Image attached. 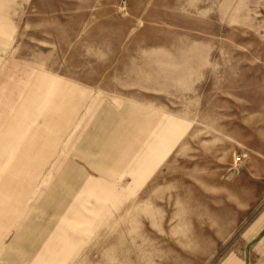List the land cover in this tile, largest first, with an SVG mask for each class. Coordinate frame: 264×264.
I'll use <instances>...</instances> for the list:
<instances>
[{
	"label": "rangeland",
	"instance_id": "374dc122",
	"mask_svg": "<svg viewBox=\"0 0 264 264\" xmlns=\"http://www.w3.org/2000/svg\"><path fill=\"white\" fill-rule=\"evenodd\" d=\"M0 12L15 26L0 55L29 70L21 87L78 91L57 165L113 187L64 264H264V0H0ZM105 106L126 134L139 121L136 188L133 174L101 177L75 152ZM48 169L24 180L27 207L36 190L62 196L71 216L98 204ZM20 182L0 178V190Z\"/></svg>",
	"mask_w": 264,
	"mask_h": 264
},
{
	"label": "crops",
	"instance_id": "0c3cea01",
	"mask_svg": "<svg viewBox=\"0 0 264 264\" xmlns=\"http://www.w3.org/2000/svg\"><path fill=\"white\" fill-rule=\"evenodd\" d=\"M6 18L0 12V44L7 48L12 43L9 34L13 33L9 27L14 30L15 26H10ZM12 57L6 52L0 55V163L6 164L5 174L0 178L22 182L16 190L14 183L13 190L9 184L6 190H0V211L5 212L4 221L3 217L1 221L4 230L0 232V264H64L77 244L86 240L104 207L103 201L111 196L113 187L95 181L73 162L63 167L57 165L56 147L80 106L78 91L57 89L47 94L44 90H24L21 85L30 83L29 70L23 69L27 65L17 66L11 62ZM138 122L133 117V131L126 134L125 121L105 106L93 119L75 152L101 177L116 176L120 179L124 174H133L136 188L144 177L141 166L143 139ZM151 137L144 140L148 142L144 153H153V163H156L157 137ZM91 153H97L98 158H89ZM30 164H36L32 166L36 169L35 174L29 169ZM47 165L48 171H58L62 190H81L93 195L98 204L88 207L81 203L80 210L74 209L71 216L60 210L62 196L56 200L53 191L49 190L44 195L36 190L32 203L27 207L34 186L26 189L24 180H37ZM58 223L71 226L72 231L58 230Z\"/></svg>",
	"mask_w": 264,
	"mask_h": 264
}]
</instances>
